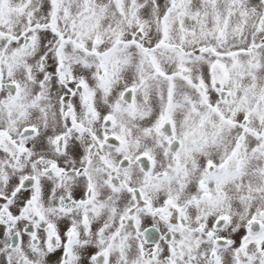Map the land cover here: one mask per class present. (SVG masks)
I'll return each mask as SVG.
<instances>
[{"label":"snow or ice","instance_id":"snow-or-ice-1","mask_svg":"<svg viewBox=\"0 0 264 264\" xmlns=\"http://www.w3.org/2000/svg\"><path fill=\"white\" fill-rule=\"evenodd\" d=\"M0 264H264V0H0Z\"/></svg>","mask_w":264,"mask_h":264}]
</instances>
